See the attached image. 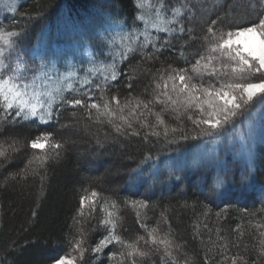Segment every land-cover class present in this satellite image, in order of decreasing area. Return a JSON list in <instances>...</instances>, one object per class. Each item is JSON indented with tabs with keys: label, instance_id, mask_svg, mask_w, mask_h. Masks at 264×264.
<instances>
[{
	"label": "snow or ice",
	"instance_id": "1",
	"mask_svg": "<svg viewBox=\"0 0 264 264\" xmlns=\"http://www.w3.org/2000/svg\"><path fill=\"white\" fill-rule=\"evenodd\" d=\"M248 3L256 12L255 19L230 20V12L215 19L209 17L199 36L200 49L192 53L194 62L181 50L184 67L161 61L159 68H143L149 80L139 95H131L136 77L129 75V95L123 98L111 92V82L121 75L117 58L123 63L139 50L142 61L154 65L158 54L170 45L172 36L187 33L189 41L197 39L192 35L195 29L185 24L186 18L190 22L194 17L188 0H175L170 8H166L164 0H134L136 14L132 27L112 14L84 25L85 34L90 33V40L95 41L91 45L94 51L88 54L92 66L87 68L82 63L77 66V62L39 54L35 45L30 53L24 47L29 36L27 27L0 28V129L5 125L37 124L31 137L0 139V161L26 153L27 163L18 175L25 180L29 176L38 179L39 195L43 197L50 165H58L66 158L71 143L60 130L52 128L51 122L59 123L62 112L72 109L73 121L60 125V129L107 125L118 137H136L151 147L160 144L169 151H180L183 147L185 152L192 148L200 154L193 156L191 165L201 168L209 167L205 161L211 159L209 154L219 145L225 154L244 156L251 165L256 136L253 118L257 114L261 116L264 132V0H258L259 9L253 0ZM10 10L15 12L17 8L11 5ZM71 22L75 24L74 20ZM140 23L142 28L137 26ZM153 30L169 38L161 42ZM45 35L51 39V30L42 31L37 39ZM187 45L188 41L181 49ZM149 47L151 53L147 51ZM105 49L112 61L97 68L96 55H105ZM101 70L106 74L101 82H96ZM96 143L100 144V140ZM160 162V154L148 150L136 167L129 170V180L140 184L150 180L155 184L161 174ZM188 163L187 159L175 158L167 165L169 178L176 170L184 171ZM213 179L215 191L224 181L219 172ZM82 193L69 226L68 251L54 258L53 264H86V255L101 254L110 245L118 246L109 256L115 264H147L153 256L159 258V264H190L184 251L186 245L177 242L170 225L165 231L160 223L149 227L141 219L140 210L149 208L147 201H123L124 208L137 210V221L144 232L133 238L121 234L123 209L119 200L91 186L82 189ZM32 216H36L35 210ZM97 217L106 234L90 246L84 224ZM161 220L167 222L165 212H161ZM252 227L258 231V246L264 254V231H260L264 229V221L253 223ZM219 240L217 264H248L239 253L228 254L230 246L225 238ZM210 251L205 249L204 264H210Z\"/></svg>",
	"mask_w": 264,
	"mask_h": 264
},
{
	"label": "trees",
	"instance_id": "2",
	"mask_svg": "<svg viewBox=\"0 0 264 264\" xmlns=\"http://www.w3.org/2000/svg\"><path fill=\"white\" fill-rule=\"evenodd\" d=\"M164 3L170 8L175 0H164ZM188 3L194 17L190 22L186 18L185 24L195 29L192 35L197 39L189 41L187 33L172 36L170 45L158 54L154 65L143 62L139 50L123 63L117 58L121 75L111 82L112 93H119L122 98L128 96V76L135 75L131 95H139L149 80L143 68H159L161 61L186 66L185 59L179 55L181 50L189 61L194 62L192 53L200 49L199 36L203 34L209 17L215 19L217 15L230 12V20L243 22L256 16L248 0H188ZM253 3L259 9L258 0ZM11 5H15L17 11L12 12ZM108 14L126 20L132 27L136 14L134 0H0V28L20 30L27 27L29 36L24 40V47L30 53L35 45L39 54L60 61L71 60L78 66L82 63L85 68L92 66L88 63L89 55L85 60L80 52H93L91 45L95 41L90 40V33L85 34L84 25L91 24L98 17L107 18ZM73 20L75 24L71 22ZM137 26L142 28V23ZM105 27H108L107 23ZM49 30L51 39L46 35L37 39L42 31L47 33ZM153 35H158L161 42L169 38L165 33L153 32ZM186 41L188 45L181 49ZM107 51L105 49L103 56L97 53L96 65L112 60ZM147 51L151 53L152 48ZM133 69H136L135 73ZM105 74L101 70L96 82H101ZM80 75L83 77L84 73ZM71 111H63L59 123L51 122L52 128L60 130V134L71 143L66 158L58 165H50L43 197L39 195L38 179L29 176L25 180L18 175L27 163L26 153L9 161H0L4 165L0 167V264H53L54 258L64 255L68 251L69 226L79 206V196L83 194L82 189L90 186L121 202V234L125 237L134 238L144 232L137 221V210L124 208L123 201H147L149 208L140 210L141 219L149 227L160 223L165 231L170 225L177 242L186 245L184 251L190 264H204L206 248L211 249L208 253L210 264H217L220 257L216 255V245L221 242L220 237L229 242L230 256L239 253L248 264H264V254L260 253L258 246L260 237L252 227L253 223L264 221V132L261 131L259 114L253 118L256 136L251 165L246 157L225 154L217 145L209 154L211 159L205 161L209 167L201 168L191 165L193 156L200 154L199 150L192 148L185 152L183 147L180 151H169L167 146L160 144L151 147L136 137H118L107 125L60 129V125L73 121ZM36 128L37 124L33 123L16 127L5 125L0 129V139L31 137ZM97 139L100 144L96 143ZM148 150L160 154L161 174L155 184L150 180L144 184L134 183L129 180V170L136 167ZM177 157L187 159L189 163L184 171L176 170L169 178L167 165ZM217 172L224 183L213 191V178ZM33 210L36 211L35 217L32 216ZM161 212L167 216L166 223L161 220ZM98 220L99 217L84 224L90 246L106 234L99 227ZM117 249L118 246L110 245L101 254L89 253L85 257L86 264H115L109 256ZM147 264H159V258L153 256Z\"/></svg>",
	"mask_w": 264,
	"mask_h": 264
},
{
	"label": "rangeland",
	"instance_id": "3",
	"mask_svg": "<svg viewBox=\"0 0 264 264\" xmlns=\"http://www.w3.org/2000/svg\"><path fill=\"white\" fill-rule=\"evenodd\" d=\"M142 27H143V24H142ZM153 32H155L154 30H153ZM81 54H80V56L81 57H83V59H85L86 60V57H88V54H89V51L87 52V53H83V52H80ZM110 60V59H109ZM70 62H71V60H69ZM111 61L112 60H110V62L109 63H111ZM78 66V65H77ZM97 68H99L100 66H98V65H95ZM91 67V66H90Z\"/></svg>",
	"mask_w": 264,
	"mask_h": 264
}]
</instances>
